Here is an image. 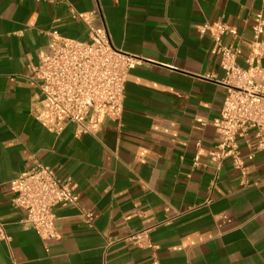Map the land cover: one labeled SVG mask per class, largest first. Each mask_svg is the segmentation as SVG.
Listing matches in <instances>:
<instances>
[{
    "label": "crops",
    "instance_id": "1",
    "mask_svg": "<svg viewBox=\"0 0 264 264\" xmlns=\"http://www.w3.org/2000/svg\"><path fill=\"white\" fill-rule=\"evenodd\" d=\"M257 13L264 16V0H0V221L8 236L0 264H264V129L237 137L245 175L230 159L216 168L212 121L225 73L209 34L197 32L204 22L233 25L245 53ZM78 14L139 61L121 116L76 136L73 124L56 134L32 117L39 90L28 76L48 32L88 40ZM35 161L69 177L78 194L77 206L54 209L57 236L48 241L12 203L10 181ZM140 229H149L147 243L126 239Z\"/></svg>",
    "mask_w": 264,
    "mask_h": 264
},
{
    "label": "built area",
    "instance_id": "2",
    "mask_svg": "<svg viewBox=\"0 0 264 264\" xmlns=\"http://www.w3.org/2000/svg\"><path fill=\"white\" fill-rule=\"evenodd\" d=\"M78 16L87 25L88 40L61 37L54 30L48 32L51 39L47 48L38 53L37 63L28 76L30 83L39 90L31 115L56 134L69 124L75 126L76 136L97 134L104 119H118L123 111L128 72L139 61L138 57L115 49L103 26L93 25L90 17L84 14ZM250 30L251 37L244 53L241 34L235 26L220 20L197 26L200 35L208 33L211 37L210 54L218 57L225 73L222 81L225 97L219 115L212 121L219 141L210 152V159L217 169L222 160L230 159L233 168L242 176L246 173L245 160L238 153L237 137L250 130L260 136L264 129V65L258 62L264 56L262 14L254 15ZM224 37L232 42L224 43ZM10 188L13 205L23 211L21 223L33 229L43 241L57 236L54 209L78 203L71 179L62 178L38 161L10 181ZM209 202L207 197L203 205ZM195 208L197 206L189 209ZM179 215L181 213L158 224ZM81 218L91 223L92 213L81 211ZM148 231H134L126 239L142 245L148 242ZM6 239L5 224L0 221V240Z\"/></svg>",
    "mask_w": 264,
    "mask_h": 264
}]
</instances>
